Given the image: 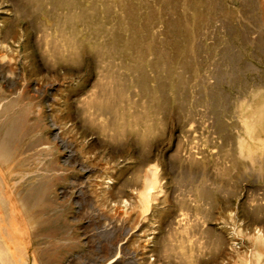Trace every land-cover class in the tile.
Here are the masks:
<instances>
[{
	"label": "rangeland",
	"instance_id": "1",
	"mask_svg": "<svg viewBox=\"0 0 264 264\" xmlns=\"http://www.w3.org/2000/svg\"><path fill=\"white\" fill-rule=\"evenodd\" d=\"M50 2L0 0L3 39L20 44L0 49L15 71L0 82V121L18 117L19 168L43 198L44 264L264 256V151L242 116L264 86V0H80L83 24L64 22L78 7ZM111 33L115 51L100 55Z\"/></svg>",
	"mask_w": 264,
	"mask_h": 264
},
{
	"label": "bare ground",
	"instance_id": "2",
	"mask_svg": "<svg viewBox=\"0 0 264 264\" xmlns=\"http://www.w3.org/2000/svg\"><path fill=\"white\" fill-rule=\"evenodd\" d=\"M29 1L35 2L34 6L37 8L36 0ZM50 1L51 0H48L51 4ZM52 1L53 4H56V7L57 5H72L73 7H78L79 12L76 15H73L74 13H67L64 22L79 21V23H82L84 21L87 23V21L92 18V16L90 17V15H88L89 8H83L80 0ZM52 6L55 7V5ZM36 8H33V11L31 9V14L36 11ZM41 14L47 19H52L55 10L53 8L45 9ZM162 22L164 26L162 34L167 36L171 35L173 31L172 23L168 24L167 21ZM6 23L7 21L0 15V49L4 53L17 54L20 48L19 42H17L16 48V45L13 46L11 42H8L9 40L3 39L2 33L4 28L2 27H4ZM111 37L113 38L111 44L106 45L104 42L98 43L100 55L115 51L116 46L114 44L116 40L120 38L113 33H111ZM155 50L157 49L153 51ZM162 56L163 59H166L167 54H162ZM6 66L7 65L0 61V82L10 85V79L13 78L14 70ZM131 67L132 66L129 68L130 70H132ZM259 88L258 91L254 90L251 92L252 95L249 99V106H253L252 110H246L242 116L245 125L244 133L249 141H254L255 145L253 148L257 151H264V86ZM1 110L4 111L5 108ZM17 119L18 117H15V120L7 118L0 121V264H44L43 253L38 242L39 231L37 230V228L41 226V221L37 218L36 214V208L43 198H40L38 194L35 173L30 169L20 170L19 168L20 158L18 155L20 154V136L19 124L16 122ZM238 148L240 147L238 146ZM251 148V143L247 141L246 149L249 151L248 155L253 157L252 154L254 150ZM256 164L260 166V169L262 168L264 170V164L261 160L257 161ZM156 185L155 173L151 171L150 177L147 178L145 183V190L140 196L142 203L145 204L149 200L152 196L151 190L155 188ZM45 200L47 199L45 198ZM259 233L264 237L263 231ZM257 253L255 249L250 253L253 259L250 258L247 261L248 264H264V256Z\"/></svg>",
	"mask_w": 264,
	"mask_h": 264
}]
</instances>
